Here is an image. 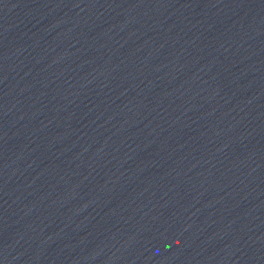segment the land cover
Instances as JSON below:
<instances>
[{"label": "water", "instance_id": "obj_1", "mask_svg": "<svg viewBox=\"0 0 264 264\" xmlns=\"http://www.w3.org/2000/svg\"><path fill=\"white\" fill-rule=\"evenodd\" d=\"M0 264H264V0H0Z\"/></svg>", "mask_w": 264, "mask_h": 264}]
</instances>
